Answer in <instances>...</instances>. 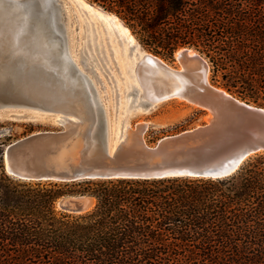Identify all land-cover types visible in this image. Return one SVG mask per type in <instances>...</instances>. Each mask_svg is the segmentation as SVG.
<instances>
[{
    "label": "trees",
    "instance_id": "obj_1",
    "mask_svg": "<svg viewBox=\"0 0 264 264\" xmlns=\"http://www.w3.org/2000/svg\"><path fill=\"white\" fill-rule=\"evenodd\" d=\"M100 1L155 53L194 48L227 91L264 96V0ZM69 194L94 205L57 209ZM0 264H264V154L217 178L50 182L11 177L0 149Z\"/></svg>",
    "mask_w": 264,
    "mask_h": 264
},
{
    "label": "water",
    "instance_id": "obj_2",
    "mask_svg": "<svg viewBox=\"0 0 264 264\" xmlns=\"http://www.w3.org/2000/svg\"><path fill=\"white\" fill-rule=\"evenodd\" d=\"M20 3L28 7L16 10L22 13V20L26 19L19 34V46L30 53H44L50 67L44 62H29L19 53L10 59L4 45L0 52V108L36 107L51 115L60 113L63 118L61 122L51 120L59 123L60 129L36 131L5 146L4 169L11 177L50 182L119 177L217 178L233 173L248 156L264 151V107L211 84L207 79L209 62L199 51L189 54L192 48L183 47L179 52V67L161 63L152 53V56L144 55L161 69L159 74L148 75L157 87L152 97L137 100L134 88L127 92L132 94L130 99L101 97L91 77L80 71L68 54V34L60 0H48V3L21 0ZM11 7L12 1L0 0V8L9 10L4 17L13 16ZM82 57L85 69L93 72ZM136 66L140 73L141 61ZM60 69L77 83L81 84L80 76L86 79L88 89L84 94L26 99L27 88L41 92L56 89V71ZM172 98L205 111L209 117L202 124L162 136L152 145L143 137L148 121L137 122L134 128L129 122L120 124L124 110L128 111L124 117L129 118ZM91 197L63 196L58 199L59 208L68 213H83L90 209Z\"/></svg>",
    "mask_w": 264,
    "mask_h": 264
},
{
    "label": "rangeland",
    "instance_id": "obj_3",
    "mask_svg": "<svg viewBox=\"0 0 264 264\" xmlns=\"http://www.w3.org/2000/svg\"><path fill=\"white\" fill-rule=\"evenodd\" d=\"M82 1L85 5L90 4L103 12L108 11L114 13L124 26L129 29L134 39L144 51L162 58L171 66L179 67V60L175 56V52L178 49L183 48L182 46L176 48L171 54L159 55L142 41L141 35L137 32L138 27H132L121 14L114 10V8L108 7L100 0ZM60 2L64 11V23L70 45L69 51L77 65L91 77L99 96L107 98H127V88L125 85L128 84L127 82L131 77L129 76L131 73H126V67L129 66L130 68L133 59H135V62L138 60L137 57L132 58V47L127 51L125 46H123L121 39L116 35H113L110 27H108L105 22L103 24V20L96 17L91 10L82 7L75 2V0H60ZM107 34H109V37ZM94 42H96V45ZM102 47L103 49H101ZM97 48L101 50L98 51ZM82 55H84L89 66L93 69V72L89 69H85V66L81 62V59H83ZM203 56L205 55L203 54ZM102 59L103 62L99 64ZM91 63H93V65ZM208 80L211 84L225 89L221 85L222 80L220 73L218 72L213 76L211 67L208 73ZM113 84H118V88L120 89L115 88L117 85ZM235 90V88H232V90L228 92L250 104L264 107V96L253 98L248 95H243L244 98H242ZM130 96H132V94H130ZM206 114L205 111L190 106L181 99L172 98L154 105L147 111L133 113L129 116L128 122L131 124V127L134 128L135 123L143 120L148 121L149 125L145 130L143 137L149 145H152L162 136L175 134L184 129H189L202 124L206 121ZM51 120L52 119L46 121L41 119H30L28 117L11 118L2 116L0 118V149L3 156V164L4 149L8 143L36 131L50 129L56 130L61 128L58 123H53ZM260 153L264 154V151ZM58 201L56 206L57 209H60Z\"/></svg>",
    "mask_w": 264,
    "mask_h": 264
},
{
    "label": "bare ground",
    "instance_id": "obj_4",
    "mask_svg": "<svg viewBox=\"0 0 264 264\" xmlns=\"http://www.w3.org/2000/svg\"><path fill=\"white\" fill-rule=\"evenodd\" d=\"M10 1H12V0H10ZM26 1L30 2L32 0H26ZM43 1H45V3H48V0H43ZM75 2L80 4L82 7L91 10L92 13L96 17H98L100 20H103L102 21L103 24L105 22L108 25V27H110L113 35H116L119 39H121L122 44H123V46H125L127 51H128V49H130L132 47V49H133V51H132L133 57L132 58L137 57L138 60L135 62V59H133L132 60L133 62L131 63L130 68H129V66L126 67V73H128V74L131 73L129 75L131 77L128 79V82H127L128 84L125 85L127 90L124 87V89L126 90V93L129 90L134 88L135 89L134 97L137 100L152 97L153 95H156L155 93H157V92L154 89H157V87L152 84L148 75L159 74L161 72L160 71L161 69L159 68V64H157V65L152 64V63L148 62V60L146 58H144V55L152 56V54L147 52V51H144L140 47L139 43L134 39V37L130 33L129 29L126 26H124V24L118 19V17L114 13H110L108 11L103 12V11L99 10L98 8H96L90 4L85 5V3L82 0H75ZM18 7L19 6L17 4L12 2V7H11L12 11L10 12L13 16H15L14 18H18V19H16L18 21L14 20L13 16L4 17L9 13L8 12L9 10H2L0 8V38H2V40H3V45H5V48L8 49L9 42L13 39V37H16V51H17V53L21 54L27 61L29 60V62H44L45 66L50 67V65L46 59V55L44 53H42L41 51L30 53V52H27L26 50H24L23 47L19 46V44H20L19 34L21 31V28L25 26L26 19L24 21L20 18L22 13L16 12ZM19 8H21V7H19ZM107 35L109 37V34H107ZM95 43L96 42H94V44ZM101 46H103V45H101ZM69 47H70V45H69ZM97 49L99 51V50L103 49V47L101 49H99V48H97ZM182 49L183 48H180L175 52V56L178 58V60H179V52ZM195 52L196 51L194 49H189V54H193ZM100 53H101V51H100ZM68 54L71 57V59L74 61L76 66L80 69V71L83 72V70L77 65V63L75 62V60L71 56L69 49H68ZM156 58L161 63L168 64L162 58H160L158 56ZM138 61H141V66H142V71L140 73H139V70L136 68ZM102 62H103V59L101 62H99V64H101ZM91 64L93 65V63H91ZM56 75L58 76V81L56 82L57 83L56 89L51 88V91H53L55 93H53L51 91H42V92L41 91H35L33 88H27L26 99L30 100V101H35L36 99L46 100L49 97H51L52 95L53 96H55V95L66 96V95H71L74 93L84 94V92L88 89L87 81L82 76H80V81H81V84H80V83L75 82L72 78H70L64 69H60V70L56 71ZM207 79H208V75H207ZM79 84H80V86L77 87ZM113 85H117V87H115V88H118V84H113ZM118 89H120V88H118ZM117 92H118V90H117ZM131 97L132 96H130V94H127L128 99H130ZM126 113H128V111H126V110L121 112L122 116H120V118H121L120 121H122V122H120V124H125L128 122V117H124V115ZM0 114H1L0 118L2 116L11 117V118L28 117L30 119H41V120H46V121L48 119L49 120L52 119L54 121L58 120L60 122L62 121L61 119L63 118L60 113H56L54 115H51L47 111H45L43 109H38L36 107L33 108V107H28V106L25 107V106H14V105H7L5 107H1L0 108ZM208 117H209V114H206L205 120H207ZM93 203H94V198L91 197L89 208L92 207ZM58 204H59V201H58Z\"/></svg>",
    "mask_w": 264,
    "mask_h": 264
},
{
    "label": "snow or ice",
    "instance_id": "obj_5",
    "mask_svg": "<svg viewBox=\"0 0 264 264\" xmlns=\"http://www.w3.org/2000/svg\"><path fill=\"white\" fill-rule=\"evenodd\" d=\"M12 2L17 4L19 7H28L27 4H21L20 0H12ZM3 48H4L3 40L2 38H0V52L3 51ZM7 55L10 59H14L17 57L18 53L16 51V37H13V39L9 42Z\"/></svg>",
    "mask_w": 264,
    "mask_h": 264
}]
</instances>
